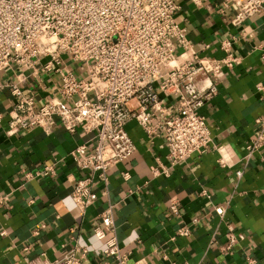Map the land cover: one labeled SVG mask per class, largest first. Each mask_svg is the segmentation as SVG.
Instances as JSON below:
<instances>
[{
    "label": "crops",
    "instance_id": "1",
    "mask_svg": "<svg viewBox=\"0 0 264 264\" xmlns=\"http://www.w3.org/2000/svg\"><path fill=\"white\" fill-rule=\"evenodd\" d=\"M177 1L176 21L194 51L220 59L221 42L231 39L238 58L222 70L216 95L199 110L211 131V147L171 165L162 137L149 142L139 124L129 121L136 150L108 171L107 185L96 181L98 197L79 216L71 193L82 171L73 152L83 143L92 146V135L82 129L71 133L60 123L49 132L8 133L15 97L3 84L17 83L40 103L57 94L60 76L6 69L0 73V264H25L41 253L55 259L76 243L88 247L82 264H105V241L93 227L109 205L131 264H264V144L249 160L245 148L264 124V13L235 26V9L227 0ZM161 98L172 113V99ZM155 167L168 174H154ZM172 201L178 213L171 211ZM219 206L221 215L215 211ZM228 225L239 237L226 249ZM184 227L189 234L179 235Z\"/></svg>",
    "mask_w": 264,
    "mask_h": 264
},
{
    "label": "built area",
    "instance_id": "2",
    "mask_svg": "<svg viewBox=\"0 0 264 264\" xmlns=\"http://www.w3.org/2000/svg\"><path fill=\"white\" fill-rule=\"evenodd\" d=\"M227 2L235 9V26L264 13V0ZM179 8L177 0H0V73L15 66L21 75L39 77L44 70L60 76L57 94L40 103L17 83L3 84L15 97L8 133L33 128L49 132L60 123L71 133L82 129L92 135V146L83 143L73 152L82 171L71 193L79 216L98 197L96 181L107 185L108 171L136 150L126 129L129 121L139 124L149 142L162 137L171 165L205 153L212 145L211 131L199 110L216 95L215 80L222 70L233 67L238 58L231 39L221 42L225 55L220 59L194 51L186 29L176 21ZM161 95L172 99V113ZM131 101L136 107H130ZM263 144L261 123L245 147L247 159ZM153 173L168 170L155 167ZM242 174V169L236 170L237 177ZM170 209L178 213L176 201ZM215 211L221 215L224 208ZM228 229L226 249L239 237L231 225ZM115 231L109 205L93 233L105 241V264H131ZM189 232L188 227L178 230L179 235ZM87 255L88 247L76 243L55 259L41 253L25 264H82Z\"/></svg>",
    "mask_w": 264,
    "mask_h": 264
}]
</instances>
